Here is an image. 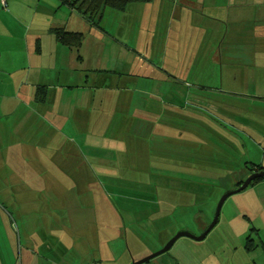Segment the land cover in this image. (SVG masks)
Wrapping results in <instances>:
<instances>
[{
  "label": "crops",
  "instance_id": "obj_1",
  "mask_svg": "<svg viewBox=\"0 0 264 264\" xmlns=\"http://www.w3.org/2000/svg\"><path fill=\"white\" fill-rule=\"evenodd\" d=\"M82 2L0 0V161L12 170L20 163L23 172H60L71 181L63 187L52 177L56 174L46 183L44 173H35L37 183L30 175L18 183L0 182V201L20 203L25 211L40 202L42 217L48 212L66 221L38 230L39 250L50 255L38 254L24 264L109 260L112 252L99 232L91 242L72 221L109 223V205L97 195L93 165L108 177L120 167L139 165L164 170L172 179L174 174L185 179L177 172L189 170L192 186L205 180L199 173L206 165H214L219 174L207 173L227 188L232 176L231 185L237 181L233 172L246 168L233 155L242 145L236 131L244 130L264 152L257 139L264 141V0H152L129 3L124 10L103 6L96 24L77 7ZM57 29L80 33V44L62 43ZM250 115L261 118L257 125ZM208 138L216 143L207 144ZM35 185L40 189L31 194ZM51 187L53 210L40 196ZM257 188L240 207L256 230L252 249L244 241L251 230L241 213L231 212L210 251L193 239L183 243V256L173 254L179 259L175 263L159 264H264V180L246 189ZM48 234L59 236L51 249L43 244ZM121 252L124 256V246Z\"/></svg>",
  "mask_w": 264,
  "mask_h": 264
},
{
  "label": "rangeland",
  "instance_id": "obj_2",
  "mask_svg": "<svg viewBox=\"0 0 264 264\" xmlns=\"http://www.w3.org/2000/svg\"><path fill=\"white\" fill-rule=\"evenodd\" d=\"M206 96L210 98L212 94ZM207 101L212 102V98L210 100L207 99ZM208 102L205 104L208 105ZM222 108L226 109L225 107ZM204 113L210 118H214L212 111H204ZM248 117L252 118L251 120L255 124L258 120H261L257 115H250ZM1 124L6 127L5 120H2ZM228 125L227 127L230 128ZM231 129L233 130L234 128ZM236 134H238L242 145H238L236 153L233 155H236L235 158L242 165L245 162L246 168L242 167L244 170L233 172V175H238H235L236 178L238 177L235 186L240 181L239 179L243 181L250 174L248 168L254 167L257 164H261L264 167L263 150L258 149L245 136L244 130H241V132L236 131ZM257 139L261 143H264L263 140ZM206 142L207 144L211 142L216 143L215 139L211 140L209 138L206 139ZM7 165H2L0 161V182L3 183L8 181L22 182V180H26V176L30 175L31 182L34 181L37 183V181L43 179L44 182L48 183L52 180V177H54V180L56 177V180H59L65 185L63 187H68L67 185L71 184L70 178L65 177L60 172H35V169L31 172H23L20 170V163H15L13 170L7 167ZM93 167L95 184L100 188V192L97 195H101L100 197L104 200H102L104 205L106 202L109 205V208L107 207L109 223L108 225L98 223L90 224L85 218L73 217L75 213H71L70 215L73 217L72 221L75 223V226L78 229L80 228L86 231L84 233H87L89 241H95L97 239L96 235L99 232L104 244L106 242L108 243L107 246L112 252L109 260L105 259L102 263L98 264H122L124 260L126 262L129 261L128 264H131L132 261L141 259L159 250L173 235L181 230L188 231L196 236L201 234L212 221L216 206L222 194L226 190L235 187L231 185L233 176L230 178V182L228 181L230 184L227 188L219 186L216 175L219 172L217 169H214L217 167L214 165H206L204 170L200 171L199 175L202 176L204 174L205 180L197 186H192L191 182L193 181L190 178L193 177V172H188L189 170L177 172L180 175H184L185 179L176 178L178 176L176 174H174L176 177L172 179L165 176L166 172L164 170H158L156 168L152 170H140V165L136 168H131V170L121 169L120 167V170L113 172L112 176L110 175L109 177L102 175L103 172L97 171L94 165ZM226 168L228 167L223 166V170ZM208 171H212V173L216 172L215 178L208 174ZM35 173L44 174H42L43 177L40 179L34 177ZM59 174H61V177ZM5 176L8 177L7 181L5 180ZM1 177L4 179H1ZM96 186L95 188H97ZM39 189L40 187L35 185L30 192L34 194L33 192ZM50 189V192H44L40 195L46 200V203L43 200L42 203L47 208L51 207L50 205L53 203L50 196L54 190H52V187ZM64 189L67 191L71 190L70 188ZM258 189L253 191L244 189L230 195L221 206L219 213V218L221 215V221L216 223L205 239L196 242L206 251H210V248L213 247L212 244L217 238V232L222 229L224 218H230L229 214L231 212L241 213L240 207L245 203L246 197L249 198L252 194H257ZM43 190H49L48 186L44 185ZM77 197H80L79 194ZM77 200L83 201L81 198H77ZM41 207L43 208V205L40 202H36L25 211L20 203L10 204L0 201V212L4 214H0V264H24L28 260L27 258L33 259V256L37 260L38 254H43V256L50 255V252L39 250L38 245H41V242H38V239L42 238V236L38 233V230L41 227H47L48 224L52 227L60 223V221H62V224H65L66 221L64 219L58 220L53 218V214L49 216L48 212L46 215H43V217L46 216L47 218H43L41 215ZM161 214H165L164 216L167 215V218H158ZM240 217L245 220V226H248V229L251 230L245 237V241L247 237H251L252 232L255 233L256 231L248 224L249 218L247 217H250L249 214L246 216L241 213ZM169 233H172V235H169ZM83 234H78V238H82ZM56 237L59 236L46 235L43 244L48 249H51L52 246H55L56 239L54 238ZM166 237H168L167 241L162 244ZM185 242L190 243L194 242V240L182 236L174 242L168 251L142 264H148L149 262L159 264L162 260L169 259L175 263L179 259L173 254L181 253L180 255L183 256V253H185L183 243ZM123 246L124 256L121 252ZM104 255L106 256V252H104Z\"/></svg>",
  "mask_w": 264,
  "mask_h": 264
},
{
  "label": "trees",
  "instance_id": "obj_3",
  "mask_svg": "<svg viewBox=\"0 0 264 264\" xmlns=\"http://www.w3.org/2000/svg\"><path fill=\"white\" fill-rule=\"evenodd\" d=\"M150 1L152 0H83V2L79 4L77 7L80 9H83V13L84 14L86 13L85 15L90 20V22H92L93 24H96L97 22L96 20L100 16V12L102 9L101 7L103 6L104 7L108 6L116 10H124L129 3H138V2L145 3V2H150ZM55 34L62 43L71 44V45L80 44V40L82 37L80 33L63 31L62 29L55 30ZM260 169H264V167L260 165H254V167L248 168V170H250L249 173L253 171H258ZM263 179L264 177L255 178L251 181L250 185L260 180H263ZM241 183L242 181L240 180L236 186H239ZM245 246L249 250L253 248V242H252L251 237H247Z\"/></svg>",
  "mask_w": 264,
  "mask_h": 264
},
{
  "label": "water",
  "instance_id": "obj_4",
  "mask_svg": "<svg viewBox=\"0 0 264 264\" xmlns=\"http://www.w3.org/2000/svg\"><path fill=\"white\" fill-rule=\"evenodd\" d=\"M258 177H264V169H261L259 171H254L252 172L250 175L247 176V178L245 180L242 181V183L239 185V186H236L232 189H228L226 190L222 196L220 197L219 201H218V204L216 206V209H215V213H214V217L212 219V221L210 222V224L202 231L201 234L199 235H194L188 231H185V230H181L179 232H177L175 235H173L159 250L141 258V259H138V260H134L131 262V264H142V263H145L151 259H153L154 257L168 251L171 246L174 244V242L182 237V236H186V237H189L191 239H194V240H197V241H200V240H203L206 235L210 232V230L216 225L217 221H218V218H219V213H220V209H221V206L223 205L224 201L232 194L234 193H238L244 189H246L251 181L255 178H258Z\"/></svg>",
  "mask_w": 264,
  "mask_h": 264
},
{
  "label": "built area",
  "instance_id": "obj_5",
  "mask_svg": "<svg viewBox=\"0 0 264 264\" xmlns=\"http://www.w3.org/2000/svg\"><path fill=\"white\" fill-rule=\"evenodd\" d=\"M2 2L4 3V2H5V0H2Z\"/></svg>",
  "mask_w": 264,
  "mask_h": 264
},
{
  "label": "flooded vegetation",
  "instance_id": "obj_6",
  "mask_svg": "<svg viewBox=\"0 0 264 264\" xmlns=\"http://www.w3.org/2000/svg\"><path fill=\"white\" fill-rule=\"evenodd\" d=\"M260 170H261V169H260ZM258 171H259V170H258ZM253 172H254V171H253ZM251 173H252V172H251ZM251 173H250V174H251ZM250 174H249V175H250Z\"/></svg>",
  "mask_w": 264,
  "mask_h": 264
}]
</instances>
